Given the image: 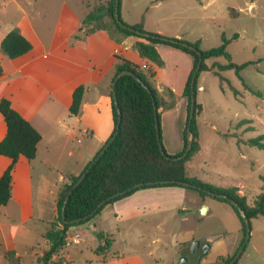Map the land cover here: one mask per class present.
I'll use <instances>...</instances> for the list:
<instances>
[{
  "label": "rangeland",
  "instance_id": "rangeland-1",
  "mask_svg": "<svg viewBox=\"0 0 264 264\" xmlns=\"http://www.w3.org/2000/svg\"><path fill=\"white\" fill-rule=\"evenodd\" d=\"M100 2L0 0V33L19 28L28 20L39 34L48 36L60 20L73 14L78 28L72 33L69 42H80L82 35L91 28V25L84 27L81 24L85 13ZM121 2L123 13L128 10L130 18L136 12L135 18L144 15L146 31L179 27L183 30L182 38L192 42L200 40L201 49L220 45L222 34L228 38L234 33L238 34L226 49L232 61L237 64L253 62L245 66L240 75L254 92L245 87L233 69L219 72L223 80L215 76L213 71L199 72L196 101L203 103L202 112L200 110L197 114L199 118L196 116L199 150L186 161L185 168L188 175L217 186H237L247 203L253 205L264 183V150L246 144V140L264 134V0ZM230 8L235 10L234 14ZM160 16L172 18L160 20ZM212 61L225 63L226 59L219 56L207 60L208 63ZM167 73L176 86L177 74L171 71ZM231 87L237 90V94L233 93ZM164 93L167 101L175 103L176 99L170 98L169 90L165 89ZM182 134L178 115L173 111L169 123L163 128L161 140L168 154H174L170 150L172 146L181 145ZM81 147L87 150L74 140L67 147L55 146V154L48 157V163L58 161V167L66 169L67 174L80 175L82 162L80 160L77 165L75 158L81 155ZM68 151H72L73 155L69 156ZM60 153L61 158L58 157ZM38 163L36 160L34 165H40ZM140 195H144L137 201L142 209L135 222L130 220L119 223L120 231L113 235L115 241L110 253L118 251L128 259L135 256L151 264H177L180 254L188 249L193 240L199 239L211 243L199 264H222L218 256L226 252L233 255L239 247L242 239L241 224L227 203L209 196L202 198L187 188H154L141 191ZM110 207L111 203L99 213L105 215L107 227L116 228L118 221L113 212L109 211ZM99 213L95 221L100 219ZM249 222V237L236 264H264V216L252 217ZM66 250L73 253V259L79 252H84L85 258L91 255V248L86 243L68 246ZM156 258H160L157 263ZM0 264H7L1 249ZM23 264L29 263L26 260Z\"/></svg>",
  "mask_w": 264,
  "mask_h": 264
},
{
  "label": "crops",
  "instance_id": "crops-1",
  "mask_svg": "<svg viewBox=\"0 0 264 264\" xmlns=\"http://www.w3.org/2000/svg\"><path fill=\"white\" fill-rule=\"evenodd\" d=\"M99 1L105 3L108 0ZM120 16L128 24H136L143 18L144 27V15L135 18L137 17L136 12L134 17L130 18L128 10L123 13L122 2L120 3ZM170 18L172 17H159L160 20ZM76 21L73 14L69 17L66 15L65 19L57 23L51 34L44 36L39 34L32 23L27 20L18 29L32 43L31 50L15 58L7 57L0 50L2 67L0 98H8L12 107L41 134L35 157L29 160L24 155L19 156L12 170L10 200L0 206V249L3 255L13 250L20 258L21 264L26 260L29 264H38V256L42 255L48 247L44 233L57 215L58 192L69 175L66 169L61 170L58 167V161L48 163L50 161L48 157L51 158L55 154V146L67 147L72 140L85 146L87 150L81 147V155L75 158L77 165L81 160V171H83L110 137L113 128L110 93H112L116 56L139 65L141 69H143L142 64L146 63L148 67L143 70L151 68L155 71L151 83L158 96L162 98L160 107L157 109L160 114L162 133L173 111L178 115L181 132L186 120V98L183 96V88L193 65L191 55L177 48L158 44L156 49L163 64L155 66L139 55L135 43L141 39L128 36L121 41H116L106 29L85 32L80 42H69L72 33L78 28ZM166 30L157 28L147 31L160 33L165 37L179 39L183 37V30L179 27ZM8 31L0 33V41ZM212 62H207V64ZM169 71L177 74L176 86L168 78L167 72ZM80 85L84 87L80 109L77 115H71L69 105L72 93ZM165 89L171 90L175 96L176 101L173 107H167L165 104L167 101ZM201 104L203 110V103ZM5 134L6 123L0 114V141ZM53 145L54 148H51ZM172 147L171 152L176 153L182 148V142L181 145ZM61 154L58 155L59 158ZM68 155L72 156L73 152L68 151ZM36 160L40 165H34ZM9 164L10 159L0 155V176ZM154 188L182 187L142 188L114 201L109 211L113 212L118 221L116 228L107 227L105 215L101 216V213H99L100 219L94 220L96 229L103 231L113 239L110 248L103 253L96 252L98 241L89 225L82 224L73 226L67 231L66 245L60 251L59 256L67 264L77 262L78 264H151L135 256L128 259L129 257H126L124 253L118 251L112 254L110 249L115 241L114 233L120 231L119 223L130 220L135 222L139 210L142 209L141 204L137 202L144 196L140 195L141 191ZM75 238L77 241H74ZM82 243L90 246L91 255L85 258L84 252H79L75 256L78 259H73V253L66 249L68 246H80ZM228 255L230 254L227 252L220 254L218 259L220 256ZM159 259L156 258V263Z\"/></svg>",
  "mask_w": 264,
  "mask_h": 264
},
{
  "label": "trees",
  "instance_id": "trees-1",
  "mask_svg": "<svg viewBox=\"0 0 264 264\" xmlns=\"http://www.w3.org/2000/svg\"><path fill=\"white\" fill-rule=\"evenodd\" d=\"M114 3L115 0H108L105 3H99L86 13L81 22L82 26L84 27L91 25V28L86 33L92 32L95 29H106L116 41H121L123 38L128 36L137 37L141 39L135 43V47L139 55L155 66H161L163 64V61L156 49V45L158 44L177 48L192 56V69L183 88V96L186 97L187 101L186 120L182 134V148L180 151L169 155L178 156L186 148V126L189 117L191 80L197 66L198 70L196 72L194 86L195 94L197 90V77L199 72L213 71L215 76H218L223 80V77L219 72L230 69L235 71L249 91L254 92L253 89L244 83L243 78L240 75V71L245 66L253 62L246 61L241 64H237L232 61L231 54L226 49L229 42L232 39H236L238 37L237 33H234L230 38L226 37L225 34H222L221 44L209 49H201L200 40H195L192 42L182 38L179 39L180 41L187 42L189 45L194 46L198 51L197 53L196 51L184 47L178 43H172L169 40H165V36L160 33L146 31L143 27V18L136 24H128L124 22L120 16L122 22L128 27L123 28L118 24L114 17ZM230 11L232 14L235 12L233 8H230ZM129 28L139 30L142 33L146 32L148 33V36L136 34ZM31 48L32 43L20 32L18 28H12L9 30L0 41V50L9 58H15L23 55L31 50ZM219 56L224 57L226 62H214L207 64L206 61L208 59ZM116 58L117 61L114 66V76L122 70H129L137 75L144 85L148 86L150 92L145 89L141 82L137 81L131 75H123L117 80L115 84L117 106L114 104L112 93H110L111 117L113 121V128L110 137L116 131L118 126L117 133L103 154L94 162L82 181L72 190L71 194L69 195L65 207V220L71 221L73 219L89 215L98 206V204L107 197L120 190L127 189L133 184L139 182L146 183L149 181L173 179L195 184L200 186L202 189L198 190L196 188L183 186L178 183H158L153 185L144 184L131 191H127L125 194L106 201L94 212L93 215H90L88 218L71 223L65 222V220L62 219L61 209L65 196L68 194L79 175L69 174V181L65 182L58 192L56 200L57 215L55 217L57 222L55 220L52 221L50 227L47 228L44 233V238L48 243V247L44 250L42 255L38 256V264H67L63 258L59 256L60 251L66 245L67 231L73 226L82 224H88L91 232L95 235L98 241L96 252L103 253L107 251L110 248L113 239L103 231H98L96 229L94 219L100 210H102L107 204L126 197L138 189L162 186H174L191 189L197 192L202 198L209 196L219 201L225 202L231 207L232 211L241 224L242 239L239 247L235 253H233V255L219 257V260L222 261V264H229L230 260L237 253V251L240 248L243 250L245 247V224L238 214L237 207L231 204L229 200H234L237 205L244 210L249 221L252 217L264 216V183L262 186V191L257 195L254 204L249 205L246 201V197L239 193V188L237 186H217L210 182L203 181L194 175L191 176L186 173V161H188L190 157L199 150L196 116L201 110V104L197 101L195 103L194 117L191 122V135L193 139L191 149L183 159H166L164 155L161 154L159 149L155 128L153 99L157 109L161 104L157 91L151 83V78L155 76V71L151 68L143 70L139 67V65L132 63L123 57L116 56ZM215 67L217 70H214ZM1 74L2 67L0 64V75ZM231 90L234 94H237V90L235 88L231 87ZM169 91L170 98H175L173 92L171 90ZM83 93L84 87L82 85L74 89L71 97V103L69 105V113L71 115L78 114ZM165 104H167V107H173L175 103H171V101H165ZM0 114L6 123V134L0 141V155L6 156L10 159V164L0 176V206H2L5 205L11 197L13 167L15 166L20 155H24L29 160L35 157L37 144L41 139V134L26 118H24L12 107L10 100L6 97L0 98ZM157 118L159 136L162 140L160 114L158 111ZM109 138L106 140V142L109 140ZM246 144L264 150V134L247 139ZM165 153L168 154L166 150ZM90 162L85 166L84 169H86ZM205 190L222 193L227 196L228 199L212 196L206 193ZM54 256H57L56 259H53ZM202 256H204L203 252L197 254L198 264ZM5 257L7 264H21L20 258L15 255L13 250L7 251L5 253ZM236 263L237 260L233 264Z\"/></svg>",
  "mask_w": 264,
  "mask_h": 264
},
{
  "label": "water",
  "instance_id": "water-1",
  "mask_svg": "<svg viewBox=\"0 0 264 264\" xmlns=\"http://www.w3.org/2000/svg\"><path fill=\"white\" fill-rule=\"evenodd\" d=\"M119 1L120 0H115V3H114V17L116 19V21L118 22L119 25H121L123 28H128L127 25H125L122 20L120 19V15H119ZM131 31H134L136 34H142L144 36H148V33H142L140 32L139 30H135L133 28H129ZM165 40H169L170 42L172 43H178L184 47H187L189 49H192L194 51H196L198 53V51L196 50V48L192 45H189L187 42H183V41H180L179 38H168V37H164ZM198 70V66L196 68V71L194 72L193 74V78L191 80V91H190V104H189V117H188V123H187V126H186V148L184 149V151L178 155V156H171L169 154H166L165 153V150H164V147L162 145V141L160 139V136H159V128H158V118H157V107L155 105V102H154V99H153V110H154V120H155V128H156V135H157V141H158V144H159V149L161 151V154L164 155V157L166 159H171V160H180V159H183L189 152V150L191 149L192 147V142H193V139H192V135H191V122H192V119L194 117V110H195V103H196V94H195V90H194V86H195V76H196V72ZM131 75L133 76L137 81L141 82V79L135 75L133 72L129 71V70H122L120 72H118L114 78H113V81H112V86H111V92H112V97H113V101H114V104L117 106V99H116V91H115V84L117 82V80L123 76V75ZM143 84V83H142ZM143 86L145 87V89H147L148 92H150V89L148 88V86L144 85ZM118 114H119V110H118ZM117 129H118V126H117ZM117 129L116 131L113 133V135L109 138V140L103 145V147L100 149V151L98 152V154L92 159V161L90 162V164L86 167V169H84V171L81 172V174L79 175L78 179L76 180V182L72 185L71 189L69 190L68 194L65 196L64 200H63V204H62V209H61V217L63 220H65V207H66V202L69 198V195L71 194L72 190L77 187V185L82 181V179L84 178V176L86 175V173L89 171V169L91 168V166L94 164V162L103 154V152L105 151V149L108 147L109 143L114 139L116 133H117ZM158 183H178V184H181L183 186H190L192 188H196L198 190L202 189L200 186H197L195 184H190L189 182H183V181H178V180H173V179H170V180H160V181H149V182H146V183H143V182H139V183H135L133 184L132 186L128 187L127 189H124V190H120L114 194H112L111 196L107 197L105 200L101 201L98 206L89 214V215H86L84 217H81V218H77V219H73L71 221H68V220H65V222H71V223H74V222H77V221H80L82 219H86L88 218L90 215H93L94 212L99 208L101 207L106 201L112 199V198H115L119 195H122V194H125L127 191H131L135 188H138L144 184H147V185H153V184H158ZM206 193L212 195V196H216V197H219V198H226L228 199L227 196H225L224 194L222 193H216L214 191H211V190H205ZM231 204H233L234 206L237 207V210H238V214L240 215V217L242 218L244 224H245V241L248 240V237H249V233H250V222H249V219L247 218L244 210L237 205V203L230 199L229 200ZM200 240L199 239H196V240H193L191 245H190V251L193 252V253H196L197 250L199 249L200 247ZM210 247V242L209 241H206L203 245H202V251L205 253L208 251ZM242 249L240 248L237 253L232 257V259L230 260L229 264H233L239 257L240 253H241ZM188 261V256L187 255H180L179 258L177 259V264H186V262Z\"/></svg>",
  "mask_w": 264,
  "mask_h": 264
},
{
  "label": "flooded vegetation",
  "instance_id": "flooded-vegetation-1",
  "mask_svg": "<svg viewBox=\"0 0 264 264\" xmlns=\"http://www.w3.org/2000/svg\"><path fill=\"white\" fill-rule=\"evenodd\" d=\"M206 241H201L200 242V247L199 249L197 250L196 253H193L190 251V246L188 247L187 250H184L182 252L181 255H187L188 256V261L186 262V264H198L197 262V254L200 253V252H203L202 251V245L205 243Z\"/></svg>",
  "mask_w": 264,
  "mask_h": 264
},
{
  "label": "built area",
  "instance_id": "built-area-1",
  "mask_svg": "<svg viewBox=\"0 0 264 264\" xmlns=\"http://www.w3.org/2000/svg\"><path fill=\"white\" fill-rule=\"evenodd\" d=\"M143 69H146L148 67V65L146 63H143L141 66ZM74 241H77V238L74 239Z\"/></svg>",
  "mask_w": 264,
  "mask_h": 264
}]
</instances>
